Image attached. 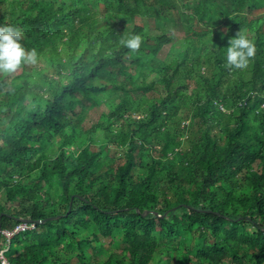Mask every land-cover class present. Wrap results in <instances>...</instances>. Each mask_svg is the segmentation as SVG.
Masks as SVG:
<instances>
[{
	"label": "trees",
	"instance_id": "1",
	"mask_svg": "<svg viewBox=\"0 0 264 264\" xmlns=\"http://www.w3.org/2000/svg\"><path fill=\"white\" fill-rule=\"evenodd\" d=\"M179 2L0 0L37 52L0 74V227L73 196L11 236V264H264V0Z\"/></svg>",
	"mask_w": 264,
	"mask_h": 264
},
{
	"label": "clouds",
	"instance_id": "2",
	"mask_svg": "<svg viewBox=\"0 0 264 264\" xmlns=\"http://www.w3.org/2000/svg\"><path fill=\"white\" fill-rule=\"evenodd\" d=\"M20 33L12 26H0V74H11L22 64H35L37 52L35 49L26 50L20 43ZM131 52H137L142 44L140 35H131L120 41ZM255 55L253 43L242 33H236L228 40V47L224 52L225 66L244 69L249 59Z\"/></svg>",
	"mask_w": 264,
	"mask_h": 264
},
{
	"label": "built area",
	"instance_id": "3",
	"mask_svg": "<svg viewBox=\"0 0 264 264\" xmlns=\"http://www.w3.org/2000/svg\"><path fill=\"white\" fill-rule=\"evenodd\" d=\"M222 109L223 107L220 106ZM260 107L264 108V101L261 102ZM33 222H23L21 221L20 223L16 224L12 230H7V229H1L0 234L4 237V245L3 248L0 249V264H11L7 257L5 256V253L9 247L10 244V238L12 235L15 233H18L20 231H25L27 229H32L34 228Z\"/></svg>",
	"mask_w": 264,
	"mask_h": 264
},
{
	"label": "rangeland",
	"instance_id": "4",
	"mask_svg": "<svg viewBox=\"0 0 264 264\" xmlns=\"http://www.w3.org/2000/svg\"><path fill=\"white\" fill-rule=\"evenodd\" d=\"M177 4H178V7H180L179 0H177ZM185 24H187V22L185 21V19H183V15L181 12H179L178 22H177L175 27H173L171 24H168V27L170 30L167 29V31H168V33H170L173 36V40L174 39H177V40L181 39L182 29L184 28ZM157 32H159V30H149V33H151V34L157 33ZM168 47H169V45L164 46V49L162 50V52H160V56L164 55V53L166 52Z\"/></svg>",
	"mask_w": 264,
	"mask_h": 264
},
{
	"label": "water",
	"instance_id": "5",
	"mask_svg": "<svg viewBox=\"0 0 264 264\" xmlns=\"http://www.w3.org/2000/svg\"><path fill=\"white\" fill-rule=\"evenodd\" d=\"M72 199H73V196L71 197V199H70V201H69V207H68L66 213H64V214L52 215V216H47V217H44V218H42V219H37V220L33 221V223H35V224L45 223L46 221L59 219V218H61L62 216L67 215L68 212L70 211V207H71V204H72ZM149 213H153L154 215H157L158 217L163 218V217H165V215H167L168 211L165 212L164 214H160V213H158V212H156V211H153V210H146V211L143 213V215H147V214H149ZM1 214H2V213H1ZM21 221H23V222H31L32 220H30V219H23V220H21ZM0 230H1V227H0ZM0 236H1V234H0Z\"/></svg>",
	"mask_w": 264,
	"mask_h": 264
},
{
	"label": "crops",
	"instance_id": "6",
	"mask_svg": "<svg viewBox=\"0 0 264 264\" xmlns=\"http://www.w3.org/2000/svg\"><path fill=\"white\" fill-rule=\"evenodd\" d=\"M1 236H2V235H1ZM1 236H0V238H1ZM2 237H3V236H2ZM3 238H4V237H3ZM4 241H5V239H4ZM3 243H4V242H3ZM3 245H4V244H2V246L0 247V249H2V248H3Z\"/></svg>",
	"mask_w": 264,
	"mask_h": 264
}]
</instances>
